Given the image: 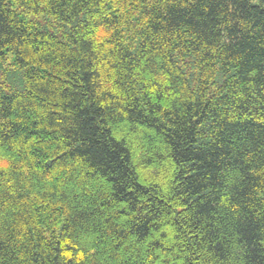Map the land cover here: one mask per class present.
I'll list each match as a JSON object with an SVG mask.
<instances>
[{
	"label": "trees",
	"instance_id": "16d2710c",
	"mask_svg": "<svg viewBox=\"0 0 264 264\" xmlns=\"http://www.w3.org/2000/svg\"><path fill=\"white\" fill-rule=\"evenodd\" d=\"M0 264H264V0H0Z\"/></svg>",
	"mask_w": 264,
	"mask_h": 264
}]
</instances>
